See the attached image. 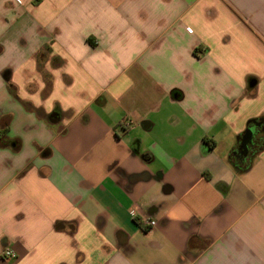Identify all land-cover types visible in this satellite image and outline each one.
<instances>
[{"label": "crops", "instance_id": "0c3cea01", "mask_svg": "<svg viewBox=\"0 0 264 264\" xmlns=\"http://www.w3.org/2000/svg\"><path fill=\"white\" fill-rule=\"evenodd\" d=\"M253 120L264 0H0V264H264Z\"/></svg>", "mask_w": 264, "mask_h": 264}, {"label": "clouds", "instance_id": "9594fccd", "mask_svg": "<svg viewBox=\"0 0 264 264\" xmlns=\"http://www.w3.org/2000/svg\"><path fill=\"white\" fill-rule=\"evenodd\" d=\"M78 58V57H77ZM57 72L59 70H56ZM35 79V78H34ZM16 83L19 86V95L21 99L24 100H30L32 101L37 107L41 105V102L38 99V92L33 95H29L28 92L24 90V87L20 81H16ZM36 83L39 85V88H43V83L41 80L37 79ZM241 85L243 84L242 79L238 81ZM56 98V94L53 93V96L48 100L46 105H44L45 111L46 112H51L52 111V103L51 100ZM32 123H35V119L31 121ZM44 132L42 129H34L33 132L31 133V138L29 139V144H32V141L39 142L43 137H44ZM23 139V138H22ZM23 145H24V139H23ZM33 154L32 153H25L23 149L18 152V153H13L12 151H7V149H0V160H6V161H11V168L9 171H15L18 167H22L28 159H32ZM36 164L39 163V161H35ZM35 170V168L33 169Z\"/></svg>", "mask_w": 264, "mask_h": 264}, {"label": "water", "instance_id": "95a60500", "mask_svg": "<svg viewBox=\"0 0 264 264\" xmlns=\"http://www.w3.org/2000/svg\"><path fill=\"white\" fill-rule=\"evenodd\" d=\"M251 124L252 125L242 136L240 149L243 156H247L249 154L250 147L255 143L256 135L260 130H264V123L262 121L253 120Z\"/></svg>", "mask_w": 264, "mask_h": 264}, {"label": "trees", "instance_id": "16d2710c", "mask_svg": "<svg viewBox=\"0 0 264 264\" xmlns=\"http://www.w3.org/2000/svg\"><path fill=\"white\" fill-rule=\"evenodd\" d=\"M39 0H36V2H38ZM252 123V122H251ZM262 131L261 133H264V130H260ZM259 131V132H260ZM6 133H8V129H0V141L3 140V138L5 137ZM258 135H256V139H255V143L256 145H262V148L264 147V135L260 136L259 138H257ZM261 148V149H262ZM135 221L140 225L141 222L138 218H135Z\"/></svg>", "mask_w": 264, "mask_h": 264}, {"label": "built area", "instance_id": "2783aa9c", "mask_svg": "<svg viewBox=\"0 0 264 264\" xmlns=\"http://www.w3.org/2000/svg\"><path fill=\"white\" fill-rule=\"evenodd\" d=\"M148 224L153 227V226H155L156 222L155 221H149ZM4 256L7 259H11V260H15L17 258L16 253L11 249H6L4 251Z\"/></svg>", "mask_w": 264, "mask_h": 264}]
</instances>
